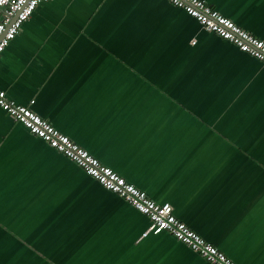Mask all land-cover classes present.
<instances>
[{
    "label": "crops",
    "instance_id": "0c3cea01",
    "mask_svg": "<svg viewBox=\"0 0 264 264\" xmlns=\"http://www.w3.org/2000/svg\"><path fill=\"white\" fill-rule=\"evenodd\" d=\"M203 1L264 40V0ZM0 88L236 264H264V64L182 8L44 0ZM148 226L0 107V264H210Z\"/></svg>",
    "mask_w": 264,
    "mask_h": 264
},
{
    "label": "built area",
    "instance_id": "2783aa9c",
    "mask_svg": "<svg viewBox=\"0 0 264 264\" xmlns=\"http://www.w3.org/2000/svg\"><path fill=\"white\" fill-rule=\"evenodd\" d=\"M44 0H2L0 2V56L19 33L22 24L29 19L36 6ZM194 17L206 30L236 45L241 51L264 64V40L238 26L203 0H168ZM33 103V100L30 101ZM0 107L14 120L22 123L30 133L45 141L50 147L74 162L102 187L124 198L131 206L149 218V233L168 232L190 249L198 252L210 264H236L215 245L188 227L173 213L169 202L158 203L144 191L127 182L109 166L103 164L85 148L56 129L28 105L17 103L0 88Z\"/></svg>",
    "mask_w": 264,
    "mask_h": 264
},
{
    "label": "snow or ice",
    "instance_id": "6c2138e0",
    "mask_svg": "<svg viewBox=\"0 0 264 264\" xmlns=\"http://www.w3.org/2000/svg\"><path fill=\"white\" fill-rule=\"evenodd\" d=\"M0 2H2V0H0ZM22 2H23V0H22Z\"/></svg>",
    "mask_w": 264,
    "mask_h": 264
}]
</instances>
